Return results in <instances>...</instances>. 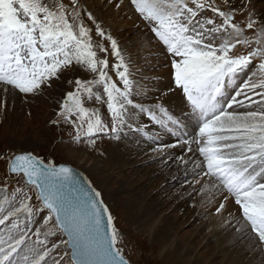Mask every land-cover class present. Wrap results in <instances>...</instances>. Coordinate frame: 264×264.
Returning a JSON list of instances; mask_svg holds the SVG:
<instances>
[{"label": "snow or ice", "instance_id": "obj_1", "mask_svg": "<svg viewBox=\"0 0 264 264\" xmlns=\"http://www.w3.org/2000/svg\"><path fill=\"white\" fill-rule=\"evenodd\" d=\"M130 3L151 34L145 60L159 63L150 71L166 67V77L137 79L130 54L86 0H0V93L35 97L69 76L73 90L56 101L50 123L69 126L70 143L95 148L96 138L136 132L151 137L155 153L181 145L198 152L188 183L200 185L221 227L264 255V13L252 0H223L227 10L215 0ZM149 79L167 88L148 89ZM170 94L182 97L179 116L166 106ZM161 131L175 143H163ZM0 162V264H130L114 217L86 177L31 152L0 153Z\"/></svg>", "mask_w": 264, "mask_h": 264}, {"label": "rangeland", "instance_id": "obj_2", "mask_svg": "<svg viewBox=\"0 0 264 264\" xmlns=\"http://www.w3.org/2000/svg\"><path fill=\"white\" fill-rule=\"evenodd\" d=\"M215 2L216 6L220 7L222 10H227L226 6L223 4V0H215ZM86 3L98 19L103 22L104 28L109 30L117 39L122 51H126V53L130 54V57L132 55L129 52V48L123 44L122 38L118 36V33L114 32V29L120 26L121 21L124 20L126 22L125 27L128 28L127 32L142 29L144 37L150 40L151 34L144 28V23L135 12L130 0H123V5L129 10L127 17H123L122 13H118L119 9L115 7H113L111 11L105 9L106 0H86ZM90 5L92 6L90 7ZM252 5L255 7L257 13H264V0H252ZM206 15L211 16L213 14L207 12ZM243 19L244 16H236L237 21H242ZM246 35H251V32H246ZM93 36L94 40L100 39L96 37L95 34H93ZM103 43L105 47H110L107 41ZM235 51L244 52L245 49L238 45ZM98 55L100 54L98 53ZM110 59L112 58L110 57ZM135 60V57L131 59V61ZM75 77L89 79L91 75L83 71H77ZM70 78L69 76H62L60 81L53 83L52 88L46 89L43 94L35 97L30 96L25 98L22 94L17 95L12 92H9L7 97H5L0 93V105H5L0 108V153L7 152L18 154L31 152L38 157L52 159L58 164L63 163L79 170L91 185L96 190L100 191L105 205L109 208L111 215L114 217L116 227L123 235V244L120 246L123 248L124 255L130 261V264H184V259H180L177 252L174 253V250L172 251V247L166 249L168 247V241L161 237L162 234L160 233V229L167 224L169 225V231L176 233V237L177 235L183 237L182 241H184V243L193 241L191 246L195 247V253L207 252L208 249L213 253L216 251L219 252L218 256L213 259L209 258V253L206 254L205 257L201 255L202 258L199 260L200 264H264V255L259 251H252L248 247L251 241L247 237L241 240L239 236L235 244L230 243L232 241L231 236L222 237L223 231L227 232L228 229L221 227L220 217L208 213L205 216H201L199 220L194 221V206L199 205L203 197H199L200 195L196 191L199 189L200 185H195V187H193L188 183V179L193 174L191 160L199 158L197 157V154L199 155L198 152H195V155L189 159L190 164L188 168L192 170L191 174L185 178L181 177L178 181L175 179V181H173L174 184H172V189L174 191L177 187H181L179 191H175L174 193L176 194L174 196L175 201L171 202L169 209L165 210L164 213H156V223L145 225L143 219L136 216L134 204L128 201L129 195L127 193L120 195L114 193V189L118 187L122 175L127 172V170L133 169V166L121 168L122 165L119 166V169L117 168L119 163L116 162L114 149H109L111 144L113 145L117 140L107 137L96 138L95 148L90 147L87 142L73 144L70 143V140L74 133L69 126L61 124L57 127L50 123L51 120L55 119V113L58 110L56 101L67 91L73 90L72 86L67 83ZM148 82L149 81H147V83ZM148 87L152 88L151 85ZM180 99L182 100L181 96ZM165 103L171 113L174 114L175 112H179V114H181V109H183L184 104L180 107V110H174V106H170L171 103H168V101L166 102V100ZM86 106L90 108H100L102 111L104 110V106L100 104H88ZM162 133L165 134L163 131ZM171 138L172 140L165 142L162 139V142L175 143V138L172 136ZM150 139L151 137H147L146 141L143 143L144 145L147 144L146 148L138 153L136 157H134V155L132 157L140 158L144 155L151 154L149 147H153V145L150 143ZM182 147L185 148L186 146L182 145ZM183 148L182 150L172 151L169 155V158H173L172 165L167 167V169L162 168L160 172L151 179L149 184H153L150 190L152 194H155L159 188L166 184V180H161L164 178V172L170 170L172 166H176V161H179L177 157L185 154L186 149ZM195 148L196 146L193 145V149ZM128 156L129 153L127 154V157ZM164 158H166V155L163 158H155L151 163L137 168H139V171L144 168L145 172L154 165L161 163ZM188 171L189 170H186L185 172ZM3 172L4 165L3 162H0V175H2ZM144 172L142 171L140 173L143 174ZM10 183L14 184L15 181H11ZM155 195L156 200L159 199L161 204L165 205L163 200L166 197L159 194ZM186 197H188V204L191 205L188 206L186 211H178V203ZM169 198L173 199L172 197ZM175 206L176 210H173ZM169 217L172 219H169ZM149 227H151V229L148 234L147 230ZM154 229H158V234L153 233ZM212 229L216 231V234L206 243L208 237L207 232ZM232 231H234V229H232ZM173 237L175 238L174 235ZM194 241H196V243H194ZM199 241L202 242L198 244ZM217 241H223L222 246L224 248L220 246L214 251ZM205 243L207 245H205ZM243 244L246 250L241 256L231 253V249L234 248L232 246ZM168 250L172 252V255L166 254Z\"/></svg>", "mask_w": 264, "mask_h": 264}, {"label": "bare ground", "instance_id": "obj_3", "mask_svg": "<svg viewBox=\"0 0 264 264\" xmlns=\"http://www.w3.org/2000/svg\"><path fill=\"white\" fill-rule=\"evenodd\" d=\"M91 6L92 5H90V7ZM105 9H109V11H111L113 7L111 5H107L105 6ZM128 11L129 10L126 8V6L122 4L121 7L119 8L118 13H122L123 17H127ZM125 26H126V22L123 20L120 22V26L114 29V32L118 33V36L122 38L123 44L127 48H129V52L132 55L131 59L134 57L136 58L135 61H132V64L135 65V67L133 68V71H136L139 73V75L137 76V79H140V77H147V78L156 77V76L166 77L167 72H168L166 67H158V70L155 72L150 71V68L154 64H158L159 62L154 61V60H147V61L145 60V56L148 54V49H149L148 41L149 40L144 37L142 33V29L136 30L133 32H127L128 28H126ZM141 45H144V47L141 48ZM151 47L155 48V44H152ZM147 81L149 82L147 83ZM143 83H144V86L148 89L154 90V84L162 89L167 88L166 80H160L159 83L156 84L155 81H152L149 79V80L143 81ZM150 85L152 88L148 87ZM165 100L166 102L168 101V103H171L170 106H174V110H180V107L183 105V102L180 99L179 95L170 94L169 96L165 97ZM241 111H244V110L241 109ZM174 114L176 116L180 115L179 112H175ZM160 138H161V141L163 139L164 142L172 140L171 135L164 134V133L163 134L161 133ZM146 139L147 137L144 136L142 133H140L139 135V133L132 132V133H129L125 139L116 141L115 143H113V145L111 144V147L109 149L110 150L114 149V153L116 155V162L119 163V165L117 166L118 169L120 165H122L121 168L126 167V166H133V169L127 170V172H125L122 175L121 179L119 180L118 187L114 189V193L116 195L127 193L129 195L128 201L132 202L136 209V216L139 217L140 219H143L145 225H148V224L151 225L157 222L156 213L158 214L164 213L165 210L169 209L171 202L175 201L174 196L176 194L174 193L175 191H179L181 187H177L176 190L174 191L172 189V184H174L173 181L175 180L178 181V179H181V177L185 178L189 176L192 170L188 168L190 162L188 164H185L181 160H179V161H176L177 163L176 166L174 167L172 166L170 170L164 172V178L161 180H166L167 182L163 187L159 188L158 191H156L155 193V194H159V195L166 197L163 200V203L165 202V205L161 204L159 199L156 200L155 198L156 195L150 192L153 184H149V182L151 181L153 177H155L160 172L162 168L167 169V167L172 165L173 158L172 157L169 158V155L172 153V151L182 150L183 147L181 145L176 148L165 149L163 153H155L152 151L153 147L150 146L149 149L151 151V154L144 155L140 158H134L138 155V153H140L146 148L147 144L146 145L143 144L146 141ZM183 149H186V147ZM128 153H129V156L127 157ZM133 155L134 157H132ZM165 155H166V158H164V160L161 163L154 165L151 169L147 168L148 170L145 172H144V168L141 171L138 170L139 168L137 167L145 166L151 163L153 159L163 158L165 157ZM193 155H194L193 153H186L184 154V158L189 159ZM197 157H199L198 154H197ZM160 164L161 165L163 164V165L161 166ZM186 170H189V171L185 172ZM142 171L144 172L143 174L140 173ZM169 197H172L173 199H170ZM187 199L188 197L182 199V201L178 203L177 205L178 211H184V210L186 211L188 206L191 205V204H188ZM194 208H195V213H196V214L194 213V221L199 220L201 216H205L206 214L210 213L207 206L202 203V200L200 204L197 206H194ZM229 209L235 210L234 206L231 203L229 204ZM173 210H176V206L173 208ZM169 219H172V218L169 217ZM168 226H169L168 224L164 225L160 229V233L162 234L161 237L168 241V247L166 249H170L172 247V251L174 250V253L177 252L180 259H184V264H200L199 260L200 258H202L201 255L205 257L206 254L208 253L210 256L209 258H212V259L218 256L219 254L218 251L213 253L212 251L210 252V249H208L207 252L203 251L200 253L198 252V254L195 253V247L191 246L193 244V241L191 242L187 241L184 243V241H182L183 237L179 235H177L176 237L175 235L176 233H174L173 231H169ZM150 229L151 227H149L147 230L148 234L150 233ZM157 231L158 229H154L153 233L158 234ZM215 234H216L215 230L213 229L209 230L207 232L208 237L206 239V243H208L210 241V238L213 237ZM173 235L175 236V238L173 237ZM223 236H231L232 241L230 243H234V244L239 239V234L235 233V230L234 231L228 230L227 232L223 231L222 237ZM202 241H199L198 244H200ZM194 243H196V241H194ZM206 243L205 245H207ZM215 245H216V248L214 249V251L218 249L217 247H220L223 245V241H217ZM232 247L234 248L231 249V253L237 256H241L243 252L246 250V248L244 247V244L238 245V246L234 245ZM166 254L172 255V252H169L168 250Z\"/></svg>", "mask_w": 264, "mask_h": 264}, {"label": "water", "instance_id": "obj_4", "mask_svg": "<svg viewBox=\"0 0 264 264\" xmlns=\"http://www.w3.org/2000/svg\"><path fill=\"white\" fill-rule=\"evenodd\" d=\"M68 166V165H66ZM71 167V166H70ZM73 168V167H72ZM76 172L80 173L78 170H76L75 168H73ZM81 174V173H80ZM82 175V174H81ZM83 176V175H82ZM84 177V176H83Z\"/></svg>", "mask_w": 264, "mask_h": 264}]
</instances>
